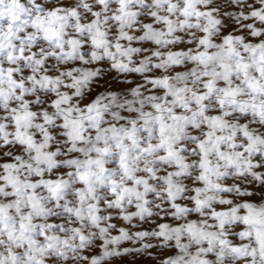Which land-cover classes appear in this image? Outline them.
Returning <instances> with one entry per match:
<instances>
[{
	"label": "snow or ice",
	"instance_id": "1",
	"mask_svg": "<svg viewBox=\"0 0 264 264\" xmlns=\"http://www.w3.org/2000/svg\"><path fill=\"white\" fill-rule=\"evenodd\" d=\"M0 264H264V0H0Z\"/></svg>",
	"mask_w": 264,
	"mask_h": 264
}]
</instances>
